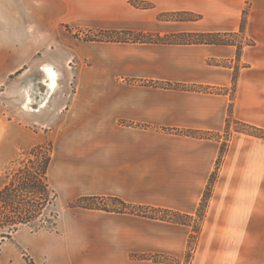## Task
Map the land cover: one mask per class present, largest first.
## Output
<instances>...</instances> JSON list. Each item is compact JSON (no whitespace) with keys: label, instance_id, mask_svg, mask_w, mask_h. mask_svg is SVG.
I'll use <instances>...</instances> for the list:
<instances>
[{"label":"crops","instance_id":"crops-1","mask_svg":"<svg viewBox=\"0 0 264 264\" xmlns=\"http://www.w3.org/2000/svg\"><path fill=\"white\" fill-rule=\"evenodd\" d=\"M209 2L191 3L202 18L175 32L237 33L243 2L224 1L221 10ZM68 17V1H0V36L20 46L7 74L24 82L28 72L31 84L51 87L44 105L28 103L36 120L21 124L52 135L55 201L116 198L199 220V230L191 249L192 226L77 208L62 226L61 254L80 264H182L187 255L188 264H264V139L233 133L216 169L229 116L264 130V0H251L243 35L251 45L239 56L231 45H69L58 27ZM22 20L32 29H9ZM69 85L75 93H53Z\"/></svg>","mask_w":264,"mask_h":264},{"label":"rangeland","instance_id":"rangeland-1","mask_svg":"<svg viewBox=\"0 0 264 264\" xmlns=\"http://www.w3.org/2000/svg\"><path fill=\"white\" fill-rule=\"evenodd\" d=\"M0 1H68L69 17L60 23L58 27L64 31L65 36H69V45H72V43L86 46L91 44L231 45L236 47L238 56L243 47L251 45V41L243 37L247 15L250 13L251 1L248 4L244 0ZM195 1H212L209 4L213 10L223 9L224 1H242L243 8L239 31L235 34L175 32L181 30L185 24L198 21L202 18L199 14L190 10L192 7L191 3H195ZM27 12L29 11H25V13ZM11 23L10 30L17 28L32 29L30 23H24L23 20L18 22V24H21L19 27H15L13 22ZM194 34H198L199 37L193 36ZM138 39L145 41V43L132 42ZM12 41V37L0 36V188L7 182L10 173L23 166L32 148L41 144H45L46 146L52 145V149L54 148L53 138L49 134V130L44 126L34 124L36 112L28 108L29 104L34 109H37L39 105H44L45 101L40 102V100L51 93L49 90L51 87L31 84L28 72L23 76H29L24 82L18 78V80H14V77L18 74H7L6 71L14 66V62L10 59L12 51L20 48L19 45L14 47ZM203 41H207L208 43ZM236 72L235 70L234 78ZM177 86L175 85L172 88L196 90L204 93L212 92L209 87ZM170 87V85L167 86V88ZM75 92L76 86L69 85L66 87L58 86L53 93L70 95ZM215 92L221 93L223 91L219 90ZM28 99L30 100L28 101ZM21 101L25 102L22 104L25 107L24 110L19 106ZM27 119L33 120L30 122L33 123L21 124V120L27 121ZM236 129L244 128L235 124L234 120L231 119L229 132L224 138L226 141L225 146H227L230 136L236 132ZM244 130L250 131V129ZM72 203H63L58 198L30 226L21 227L9 239L0 238V264H80L81 262H68L61 254V247L58 245L61 240L62 226L72 213H75V209H77L71 207ZM94 204L98 208L108 211L125 210L118 204H113L109 201H98ZM126 212H130V210ZM132 212H135L134 214L142 212L145 215L160 217L164 221L182 222L192 226L194 235L190 237L189 245L191 249L194 248L198 236L199 225L197 222L199 220L194 221L190 217L162 213L152 209H134ZM47 243L50 244L48 248H46ZM187 258H189V255H187L186 260L182 264H188L189 260ZM152 260L162 264H178V262L168 258L157 259L154 257Z\"/></svg>","mask_w":264,"mask_h":264},{"label":"trees","instance_id":"trees-1","mask_svg":"<svg viewBox=\"0 0 264 264\" xmlns=\"http://www.w3.org/2000/svg\"><path fill=\"white\" fill-rule=\"evenodd\" d=\"M247 4L251 0H244ZM193 36L199 37L198 34H194ZM120 42V41H117ZM132 42H140L145 43L142 40H133ZM196 42V41H195ZM198 42V41H197ZM208 43L207 41H203ZM202 42V43H203ZM148 85H153V83H147ZM160 85V84H157ZM178 87V86H177ZM231 123V118L226 123L225 134L229 132V126ZM235 124L242 126L244 129H250V131H245L244 129H236V132L246 133L247 135L254 136L256 138L264 139V130L252 127L237 121H234ZM190 136L201 137V138H212L215 135L212 134H198L193 132L186 133ZM225 144L221 146V154L220 158L217 161L216 169L220 165L221 158L225 152ZM52 145L41 144L34 148H32L28 153V159L25 161L22 167L17 170H14L9 174V178H7V182L0 188V238L1 239H9L12 234L16 233L21 227L30 226L35 220L39 219L43 212L51 206L57 194L52 189L49 178L48 171L50 167V163L52 160ZM216 175L215 173L211 176L209 183L205 189V192L202 197V201L197 211V217L201 220L205 209L207 207L208 200L211 195V189L214 185ZM98 201H109L113 204H118L120 207L125 210L116 211H108L104 209H100L95 206V202ZM72 208H81L88 210H102L105 212H116V213H128L133 214L132 210H151L149 207H141V206H133L130 204H126L119 199L116 198H103V197H82L76 199L72 204ZM129 209V210H128ZM157 210L162 213H170L178 216V213L170 212V211H162ZM132 212V213H131ZM144 215V213H137ZM150 218H156L158 220H162L160 217H154L150 215H146ZM188 217V216H186ZM184 224L182 222H176Z\"/></svg>","mask_w":264,"mask_h":264}]
</instances>
